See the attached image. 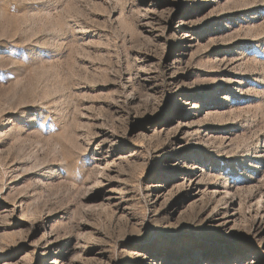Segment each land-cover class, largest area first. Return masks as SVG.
Returning <instances> with one entry per match:
<instances>
[{"label":"rangeland","instance_id":"obj_1","mask_svg":"<svg viewBox=\"0 0 264 264\" xmlns=\"http://www.w3.org/2000/svg\"><path fill=\"white\" fill-rule=\"evenodd\" d=\"M0 264H264V0H0Z\"/></svg>","mask_w":264,"mask_h":264}]
</instances>
